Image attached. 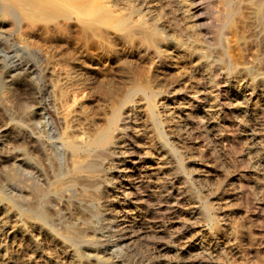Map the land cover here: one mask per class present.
Returning a JSON list of instances; mask_svg holds the SVG:
<instances>
[{"label": "rangeland", "instance_id": "obj_1", "mask_svg": "<svg viewBox=\"0 0 264 264\" xmlns=\"http://www.w3.org/2000/svg\"><path fill=\"white\" fill-rule=\"evenodd\" d=\"M3 1L5 4H3ZM34 1L35 5L36 2L41 4V6L45 5L46 12L44 10L45 8L40 10L42 13H40L39 10L37 12V9H35L36 11L31 9L30 11L33 12L31 14L26 9H24L25 12L19 9L13 11V14L6 6L5 0H0V150L2 151H0V166L2 169L8 170L12 165H15L19 172V176H17L14 185H5L0 170V220H2L0 224V264H15L17 260L26 259L30 251H34L35 254H37L28 262L29 264L31 262V264H96L97 261L88 256V254L91 253L89 252L91 249L96 250L97 253L100 254H97L98 257L101 259L103 258L102 260L109 264H165L170 261H172L170 263H174L176 259L178 262L183 261L182 264H195V262L196 264H264V106L259 97L254 94V97L247 100L229 99L223 102L217 101L213 94L212 96L207 95L206 98L202 99L203 101L200 102L196 110L197 112L191 116H194L193 120L190 115L181 112V106L186 96L194 94L202 86V79L199 75L200 71L195 67V59L188 60L179 55H171V60H169L171 63H169V66L163 65L159 69L154 67L153 69L151 68V70L142 60H139L137 56L133 55L125 46L122 44L120 45V43L114 39L110 41L111 56L109 58L105 55L104 50H101L103 48L97 46V38L93 31L90 30V27L87 26L88 23H94L96 26L100 24V26L103 25V27L111 29V25H113L122 14L128 11V7L133 6L135 3L137 4L136 0H115V3L114 0H111L112 2L109 0ZM41 2H43V5ZM116 3L120 5L119 8ZM123 3L124 9L120 8ZM204 4H206L204 5L206 11H204L202 17H204V23L205 21L207 23H205L206 25L204 24L206 27L203 25V33L205 34L207 30L210 31L213 29L212 27H214L216 22L215 17L219 15L220 8H218L219 6H217L216 0H207ZM107 6H109L108 9ZM115 9L116 11H114ZM154 9L153 16L157 25L159 27L164 26L163 28H165L167 32L169 31L171 35L173 34L174 36L177 34L175 36H178V30L172 26L169 15L166 13L163 14L156 7H154ZM47 11L51 12H48V16H46ZM157 11H159L160 14ZM43 13L46 14L43 15ZM210 15L212 16L209 19L208 17H210ZM47 19L48 22H46ZM105 20H107L106 23L108 24L104 23ZM166 20L169 22H166ZM237 20L238 17H235L233 20V22L235 21L234 25L231 26L236 28L238 26ZM87 31H89V33L91 32L92 35ZM191 32V43L192 39L198 38L200 40L199 47L204 49L213 47V44H210L206 38L202 37L197 29L195 30L194 28ZM58 34L64 37L61 39ZM194 34H196V38ZM230 41L227 40L225 42V47L236 55V49ZM193 46L195 47V44ZM124 49H126V51ZM113 51L115 52L113 53ZM253 53L254 52H252L251 55ZM21 60L33 64L35 68L37 67L36 71L32 72L28 69H16L15 64L17 61ZM189 64H191V66ZM146 69L150 72L146 71ZM76 76L78 78L80 77V79ZM187 76L189 77L187 78ZM143 77L145 80L142 81ZM146 79L148 82H146ZM241 79L239 81V79L233 78L232 76L227 78L224 86L225 88L227 87L226 90L228 94H235L238 90L240 91L241 85L250 84V81H245L246 83H244ZM144 81L145 84L148 83V86L152 87L150 88V91L152 90L150 96H144L139 92L133 94L129 93L135 84L137 85ZM23 82H28L30 84V89L26 92L23 89ZM249 86L253 91L255 90L253 85L250 84ZM153 90L156 91V94L153 93ZM254 93L258 92L255 90ZM145 98L147 99L145 100ZM254 100L256 102H254ZM174 103H176V105ZM239 104L240 106H238ZM245 109L249 110L246 111ZM49 110L53 113V116ZM31 111L32 113H30ZM115 111L120 119L127 115L128 122L124 127L119 126L112 128L113 136H111V140L116 141L119 139L120 141H125L123 145H121V143L118 145L119 147L115 151L116 154L113 153L112 156L101 157L103 163H105L103 164L104 166L100 168V171L106 168L103 170L104 173L99 172L100 176L104 179L106 178L102 182L103 184L101 183L95 188L91 186L88 187V185H81L75 188L65 187L61 193L60 200L55 204L49 199L48 192L51 194V190L55 188L54 186H56L57 182L59 184H65L68 177L74 174V171H72L73 169H70L72 167L69 168V165L71 166L69 162L71 159L69 158L68 160L67 157L70 156L72 158L74 156L73 158L75 159L78 156V159H75L78 161H81L82 158L85 157L83 152L74 153L73 156L67 154L68 152L62 142L66 140L75 141L80 137L83 141L92 139L100 132L99 129L102 128L104 130L108 126ZM150 113L152 115H150ZM61 116L66 117L62 118ZM258 116L260 119L257 118ZM25 118H29L30 121H28L29 119L26 121ZM152 119H154V121H152ZM59 120L65 121V124L59 122ZM195 120L199 121L196 122ZM190 121L197 123L196 126H191L192 122ZM152 122L155 123L153 124ZM7 124L8 126L14 124L23 128L26 127L25 129H28L31 135L39 138L43 146L42 150L44 157L36 150L28 149V146L24 142L19 141L13 143L9 137H6L3 133V128ZM217 125L220 126L218 127ZM154 128H156V130ZM216 133H222L234 141L237 140L236 143L238 145L235 144L233 147L224 145L225 141L219 140ZM80 134L85 136V138L79 136ZM65 136L69 139H66ZM76 136H78V138ZM87 137H89V139ZM130 139L132 143L129 141ZM7 146L13 149L10 154L12 157L9 159L5 158L4 155L6 153L2 149V147L7 148ZM22 147L28 150L31 156L39 162L44 172L43 176L30 169L27 165L17 161L19 159L17 150ZM167 147L176 151V155L173 158L170 157L172 162L169 161V163L166 157ZM127 150L130 151L128 152ZM134 151L135 153L133 154ZM147 152L148 154H146ZM131 153L137 157L144 158V160L142 159L143 161L138 164L139 166L133 165L128 172L126 167L130 165L128 162L130 161L129 158L130 155H132ZM47 154H49V156H47ZM63 154L65 156H63ZM184 156L186 159H184ZM105 157H107V160ZM182 158L183 160L181 161L180 159ZM47 160L48 168L46 166ZM176 163L180 165V167L182 165L180 168L181 171H174ZM109 168L111 171H109ZM155 169L156 171H154ZM172 170L175 173L177 172V175ZM183 170H185V173ZM244 173L247 174L244 175ZM66 175L69 176L66 177ZM157 175L158 177H155ZM184 176L186 178H184ZM55 177L56 179H54ZM58 183L57 185H59ZM163 184H166V188L164 189L162 188ZM259 186L263 187L260 188ZM253 189L255 190L253 191ZM66 191L71 192L68 194ZM239 191H242L243 195ZM90 192H92V194H90ZM64 193H67V195ZM234 194L236 196H234ZM98 195H100V197H98ZM93 196L95 198L97 196L96 199L98 200L94 201ZM83 197L87 198L85 199ZM82 199L84 201L89 200L86 202L87 205L83 206L79 204L83 202ZM164 200L165 202H163ZM74 201H77L78 204ZM198 202L199 204H197ZM205 202L211 204H205ZM65 203L67 205H65ZM53 209L56 212H54ZM204 210L207 213H205ZM5 211L8 212V215L7 212L3 213ZM40 211L44 213V218L40 217ZM209 213H211V215ZM17 221H20V224H18ZM35 224H37V226ZM21 226L22 228H20ZM16 227H18V229ZM25 231H28L26 232L27 234ZM68 231L71 234L68 233ZM67 234L69 239L67 238ZM72 234L74 236L71 237ZM172 234H175V236ZM127 236H130V239ZM257 237L258 239L256 240ZM253 240L257 241V243ZM197 241L201 243L203 252L201 251L198 256L195 257L191 249L193 243ZM258 241H260L261 245ZM104 262L101 264H105Z\"/></svg>", "mask_w": 264, "mask_h": 264}, {"label": "bare ground", "instance_id": "obj_2", "mask_svg": "<svg viewBox=\"0 0 264 264\" xmlns=\"http://www.w3.org/2000/svg\"><path fill=\"white\" fill-rule=\"evenodd\" d=\"M2 1V0H1ZM39 2L41 0H38ZM108 1V0H107ZM111 1V0H109ZM120 1V0H119ZM135 1V0H134ZM205 1L207 0H136L137 4L135 6V4L131 7H126L128 9V11L124 14H122V16H120L118 18V20L113 24L111 25V29L108 28V27H103L100 26H96L94 25V23H86L87 26L90 27V30L93 31L94 35L96 36L97 38V41H96V44L98 47H101L103 49L101 50H104L105 52V55L107 57L110 58L111 56V50H110V41L111 39H114L115 41L119 42L120 45L122 44L123 46H125L133 55L137 56V58L139 60H142L147 66H149V68L153 69L154 67L155 68H160L161 66L163 65H168L169 66V60H171L170 56L171 55H179L180 57H183L185 59H188V60H191V59H195L194 61H196V66L197 69L200 71V76H201V79H202V86L201 88L196 91L194 94L192 95H188L186 96L185 98V101L183 102V105L181 106V112H185L186 115H190V117L192 115H194L197 111V108L199 107V104L201 101H203L202 99L206 98L207 95H211L213 94V96H215L216 100L217 101H223L225 102L226 100H229V99H243V100H247V99H250L251 97H254V94L256 96L259 97L260 101L263 102V106H264V0H216L217 1V6H219L218 8H220V13L219 15H217V17H215V25L214 27H210L212 30L210 31H206V33L204 34L203 30V25L206 23H204V17L203 16V13L205 10V6L206 4ZM210 1V0H208ZM6 2V6L8 7L9 11H11L13 13V11L15 10H21L23 12H25L24 9H26L27 11L31 13L30 10L33 9H37V12L39 10L40 13H42L40 10H42L43 8H45L44 6H41V4H39L38 2H36V5H35V1L34 0H5ZM44 2V0H43ZM43 2L42 5H43ZM112 2V1H111ZM128 2V1H127ZM213 2V1H212ZM210 2V3H212ZM38 3V4H37ZM110 3V2H108ZM114 3H115V0H114ZM119 3V2H118ZM125 3V2H124ZM124 3L122 5V7L120 8H123L124 7ZM131 3V2H130ZM3 4L4 1H3ZM46 4V2H45ZM117 4V3H116ZM47 5V4H46ZM110 5V4H109ZM118 5V4H117ZM130 5V4H129ZM211 5V4H210ZM120 5H118L117 7L119 8ZM127 6V5H126ZM208 6V5H207ZM216 6V7H217ZM47 7V6H46ZM109 6H107V9H108ZM115 7V6H113ZM154 7L158 8L160 10V12H162L163 14L166 13L167 15H169V20L171 21L172 23V26L175 27L177 30H178V33L179 35L178 36H175L177 34H175L173 36V34L171 35L170 32L168 33L167 30L163 27H159L156 23V20L154 18V14H153V11L155 10ZM214 7V6H213ZM125 8V9H126ZM49 9V7H48ZM124 9V8H123ZM45 12H46V8L44 9ZM217 10V9H215ZM20 11V12H21ZM36 11V10H35ZM112 11V10H111ZM116 11V9L114 10ZM48 12L50 11H47V14L46 16H48ZM108 12V11H107ZM110 12V11H109ZM159 13V11H157ZM208 12V11H207ZM211 12V11H210ZM10 13V12H9ZM28 13V12H27ZM35 13V12H34ZM51 13V12H50ZM111 13V12H110ZM115 13V12H114ZM206 13V12H205ZM217 13V12H216ZM14 14V13H13ZM43 13V15H45ZM120 14V13H119ZM156 14V12H155ZM160 14V13H159ZM165 14V15H166ZM210 14V13H209ZM42 15V16H43ZM107 15V14H105ZM216 15V14H215ZM29 16H32V15H29ZM208 16V15H207ZM212 15H210V17H208L209 19L211 18ZM214 16V15H213ZM110 17V16H109ZM158 17V15H157ZM156 17V19H157ZM235 17L237 18L238 17V26L235 28L231 25H234V22L233 20L235 19ZM47 18V17H46ZM50 18V17H49ZM48 18V19H49ZM108 18V17H106ZM162 18V17H161ZM160 18V19H161ZM45 19V18H44ZM48 19L46 22H48ZM111 19V18H110ZM109 19V21H110ZM116 19V17H115ZM166 19V18H165ZM213 19V18H212ZM211 19V20H212ZM158 20V19H157ZM206 20V19H205ZM108 21V22H109ZM115 21V20H114ZM159 21V20H158ZM157 21V22H158ZM208 21V20H207ZM210 21V20H209ZM91 22V21H90ZM107 20L104 21L105 24H108L106 23ZM111 22H112V19H111ZM110 22V23H111ZM166 22H169L166 20ZM233 22V24H232ZM98 23V22H97ZM103 23V22H102ZM109 23V24H110ZM113 23V22H112ZM111 23V24H112ZM189 23V24H187ZM211 23V22H209ZM208 23V24H209ZM166 24V23H165ZM207 24V23H206ZM205 24V25H206ZM164 25V24H163ZM171 25V24H170ZM204 25V26H205ZM211 25V24H210ZM236 25V24H235ZM86 26V27H87ZM107 26V25H106ZM161 26V24H160ZM169 26V25H168ZM208 26V25H207ZM206 27V26H205ZM233 27V28H232ZM167 28V27H166ZM195 28V30L197 29L199 31V34L206 38L210 44H213V47L212 48H201L199 47L200 46V40L197 38V39H192V43H191V31ZM50 29V28H49ZM53 29V28H52ZM56 29V28H55ZM84 29V28H83ZM171 29V28H170ZM174 29V28H173ZM51 30V29H50ZM88 30V29H87ZM175 30V29H174ZM191 30V31H190ZM53 31V30H52ZM55 31V30H54ZM173 31V30H171ZM89 33V31H87ZM175 32V31H174ZM196 32V31H195ZM193 32V33H195ZM47 33V32H46ZM177 33V31H176ZM53 34V33H52ZM51 34V35H52ZM91 34V32L89 33ZM197 34V33H196ZM196 34H194L195 38H196ZM92 35V34H91ZM198 35V34H197ZM59 38H63L64 36L61 35V34H58ZM93 40V39H92ZM230 41L231 43H233L232 45H234L235 49H236V55H234L230 50L227 49V47H225V42L226 41ZM50 43V42H49ZM52 43V42H51ZM195 44V47L193 46ZM193 44V45H192ZM207 44V43H205ZM199 45V46H198ZM95 46V45H94ZM202 46V44H201ZM205 47V46H204ZM113 49V48H112ZM230 49V48H229ZM126 51V49H124ZM254 52L252 55L251 53ZM115 51H113L114 53ZM235 52V51H234ZM251 52V53H250ZM104 55V54H103ZM129 57V56H128ZM178 57V56H177ZM180 59V58H178ZM111 60V59H110ZM134 60V59H133ZM135 61V60H134ZM117 62V61H116ZM177 62V61H176ZM192 62V61H191ZM190 63V62H188ZM177 64V63H176ZM143 65V64H141ZM178 65V64H177ZM184 65V64H183ZM191 66V64H189ZM144 66V65H143ZM176 66V65H175ZM15 67L16 69H28L32 72H35L36 71V68L33 64L29 63V62H24V61H17V63L15 64ZM123 67V66H122ZM140 67V66H139ZM178 67V66H177ZM182 67V66H181ZM180 67V68H181ZM185 67V66H184ZM142 68V67H141ZM164 68V67H163ZM190 68V67H189ZM77 69V68H76ZM145 69V68H144ZM151 69V70H152ZM126 70V69H125ZM164 70V69H163ZM181 70V69H179ZM121 71V70H120ZM124 71V70H123ZM134 71V70H133ZM146 71H149L146 69ZM176 71V69H175ZM192 71V69H191ZM126 72V71H125ZM131 72V71H130ZM150 72V71H149ZM148 72V73H149ZM174 72V71H173ZM179 72V71H178ZM189 72V71H188ZM133 73V72H132ZM135 73V71H134ZM140 73V72H139ZM147 73V74H148ZM122 74V73H121ZM125 74V73H124ZM128 74V73H127ZM154 74V72H153ZM182 74V73H181ZM196 74V73H195ZM126 75V74H125ZM131 75V74H130ZM136 75V73H135ZM141 75V74H140ZM146 75V74H144ZM158 75V74H157ZM171 75V74H170ZM191 75V74H190ZM243 75V76H242ZM78 76V75H77ZM76 76V77H77ZM152 76V75H151ZM159 76V75H158ZM197 76V75H196ZM232 76L233 78L235 77L236 79H241V81L243 80L244 83H246L245 81H250V84L253 85L255 87V90L258 92V93H254L253 89L250 88V84L247 85V84H244V85H241V88H240V91L238 90L237 93L235 94H228V91L226 90L225 88V81H227V78ZM135 77V76H134ZM149 77V76H148ZM147 77V78H148ZM157 77V76H156ZM173 77H176V76H173ZM189 76H187L188 78ZM198 77V76H197ZM196 77V78H197ZM78 78V77H77ZM136 78V77H135ZM155 78V77H154ZM158 78V77H157ZM191 78V77H190ZM189 78V79H190ZM193 78V76H192ZM80 79V77L78 78ZM137 79H138V76H137ZM177 79V78H176ZM182 79V78H181ZM183 79H184V76H183ZM25 80V79H24ZM72 80V79H71ZM130 80V79H129ZM145 80L144 77L142 79V81ZM147 80V79H146ZM149 80V78H148ZM148 80L146 82H148ZM160 80V79H159ZM199 80V78H198ZM23 81V80H22ZM139 81V80H138ZM178 81V80H176ZM180 81V80H179ZM189 81V80H188ZM31 82V81H30ZM198 82V81H197ZM155 83V82H154ZM229 83V82H228ZM236 83V82H235ZM242 83V82H241ZM248 83V82H247ZM157 84V83H156ZM197 84V83H196ZM200 84V83H199ZM243 84V83H242ZM18 85V83H17ZM23 85V89L24 91H28L30 89V84L28 82H23L22 83ZM152 85V84H151ZM150 85V86H151ZM193 85V84H192ZM227 85V83H226ZM229 85V84H228ZM235 85V84H234ZM19 86V85H18ZM134 86V85H133ZM197 86V85H196ZM132 87V86H131ZM195 87V86H194ZM235 87V86H234ZM252 87V86H251ZM34 88V86H33ZM150 88L152 87H149L148 86V83L145 84V81L142 82V83H138L137 85L135 84L134 87L131 88L130 90V94H133V93H142L144 96H147V95H151L150 92ZM231 88V87H230ZM22 89V90H23ZM36 90V89H35ZM194 91V90H193ZM235 91V90H234ZM185 92V91H184ZM34 93V92H33ZM128 93V92H127ZM153 93L156 94V91L153 90ZM189 93V92H187ZM191 93V92H190ZM234 93V92H233ZM26 94V93H25ZM30 94V93H29ZM158 94V93H157ZM127 95V94H126ZM176 95V94H174ZM178 95V94H177ZM185 95V94H184ZM10 96V95H9ZM25 96V95H24ZM27 96V95H26ZM141 97V96H140ZM37 98H38V95H37ZM132 98V97H131ZM142 98V97H141ZM150 98V97H149ZM148 98V99H149ZM182 98V97H181ZM214 98V97H213ZM33 99V98H32ZM147 98H145L146 100ZM140 100V99H139ZM143 100V98H142ZM212 100V99H211ZM6 101V100H5ZM29 101V100H28ZM31 101V100H30ZM168 101V100H167ZM215 101V102H217ZM258 101V100H257ZM149 102V101H148ZM169 102V101H168ZM210 102V100H209ZM214 102V101H212ZM236 102V101H235ZM240 102V101H239ZM245 102V101H244ZM254 102H256L254 100ZM76 103V102H75ZM150 104V103H149ZM148 104V106H149ZM171 104V103H169ZM176 105V103H174ZM256 104V103H255ZM23 105V104H21ZM121 105V104H120ZM119 105V106H120ZM179 105V104H178ZM211 105V104H210ZM209 105V106H210ZM230 105V104H229ZM233 105V103H232ZM231 105V106H232ZM247 105V104H246ZM253 105V104H252ZM5 106V105H4ZM8 106V105H7ZM25 106V105H24ZM28 106V105H27ZM30 106V105H29ZM37 106V105H36ZM72 106V105H71ZM118 106V107H119ZM216 106V105H215ZM218 106V105H217ZM220 106V105H219ZM234 106V105H233ZM240 106V104L238 105ZM244 106V105H243ZM260 106V105H259ZM131 107V106H130ZM138 107V106H137ZM207 107V106H206ZM205 107V108H206ZM221 107V106H220ZM19 108V107H18ZM208 108V107H207ZM237 108V107H236ZM235 108V109H236ZM245 108V107H244ZM264 108V107H263ZM36 109V108H35ZM123 109V107H122ZM129 109V108H128ZM134 109V108H133ZM179 109V108H178ZM214 109V108H213ZM217 109V108H216ZM250 109V108H249ZM247 109V110H249ZM4 110V109H3ZM39 110V109H38ZM118 110V109H117ZM116 110V111H117ZM211 110V109H210ZM219 110V108H218ZM232 110V109H231ZM246 110V109H245ZM246 110V111H247ZM262 110V109H261ZM50 111V110H49ZM56 111V110H55ZM115 111V113L113 114L111 120L109 121V124L108 126L103 130L102 128L99 129L100 132H98L92 139L90 140H85L83 141V139L80 137L78 138V136H76L78 139H76L75 141H63V145L65 146L66 148V151L68 152L67 154H70L71 156H73L74 153H77V152H83L85 155L84 158H82L81 161H78V160H75V159H78V156L77 158H71L70 156H68V160L69 158L71 159V161H69L71 163V166L69 165V168L70 169H73L72 171H74L73 175L72 176H67L68 179L66 180L65 184L63 183H58L59 185H57L56 183V186H54L55 188H53L51 190V194L50 192L48 197L51 201H53L55 204L58 203V201L60 200L61 198V193L63 191V189L66 187V188H75V187H78V186H85V185H88L91 186V187H97L99 184H101L105 179L100 176L99 172H103V170L105 169H101L102 171H100V168L102 166H104L103 164V159H101L102 156H112L113 153H115V151L118 149V145L121 143V145H123L124 141L125 140H122L120 141L119 139H117L116 141H112L111 140V136L112 135V128H116V127H119V126H126L127 125V115H125L123 118H119L117 112ZM133 111V110H132ZM154 111V110H153ZM177 111V110H176ZM251 111V110H250ZM41 112V111H40ZM136 112V111H135ZM134 112V114H135ZM179 112V111H178ZM177 112V113H178ZM207 112V111H206ZM218 112V111H217ZM263 112V111H262ZM21 113V112H20ZM29 113V112H28ZM32 113V111L30 112ZM38 113V112H37ZM50 113H52L50 111ZM240 113V112H239ZM245 113V112H244ZM257 113V112H256ZM260 113V112H259ZM56 114V113H55ZM203 114V112H202ZM205 114V113H204ZM234 114V113H233ZM59 115V113H58ZM150 115H152L150 113ZM155 115V114H154ZM211 115V114H210ZM209 115V116H210ZM224 115V114H223ZM226 115V114H225ZM231 115V114H229ZM235 115V114H234ZM244 115V114H243ZM246 115V114H245ZM251 115V114H250ZM253 115V114H252ZM256 115V114H255ZM263 115V113H262ZM27 116V115H26ZM25 116V117H26ZM33 116V115H32ZM40 116V115H39ZM52 116H53V113H52ZM136 116V114H135ZM156 116V115H155ZM202 116V115H201ZM208 116V117H209ZM218 116V114H217ZM248 116V115H247ZM62 118H65L66 116H61ZM187 117V116H186ZM189 117V116H188ZM194 117V116H193ZM193 117H191L193 119ZM204 117V116H203ZM221 117V116H220ZM253 117V116H252ZM251 117V118H252ZM57 118V117H56ZM61 118V119H62ZM135 118V117H134ZM138 118V117H136ZM155 118V117H154ZM218 118V117H216ZM223 118V117H222ZM254 118V117H253ZM259 118V116L257 117ZM263 118V117H262ZM29 118H25V120L27 121ZM60 119V118H59ZM189 119V118H188ZM207 119V118H206ZM213 119V118H211ZM235 119V118H234ZM260 119V118H259ZM55 120V118H54ZM65 120V119H63ZM136 120V119H135ZM151 120V118H150ZM157 120V119H156ZM180 120V118H179ZM194 120V119H193ZM202 120V119H201ZM210 120V119H209ZM214 120V119H213ZM236 120V119H235ZM30 121V119L28 120ZM152 121H154V119H152ZM196 122L199 121V120H195ZM215 121V120H214ZM219 121V120H218ZM223 121V120H222ZM221 121V122H222ZM231 121V120H230ZM257 121V120H256ZM59 122H62L64 123L62 120H59ZM58 122V123H59ZM132 122H135V121H132ZM158 122V121H157ZM156 122V123H157ZM192 122V121H190ZM207 122V121H206ZM213 122V121H211ZM226 122V121H225ZM237 122V121H236ZM258 122V121H257ZM264 122V121H263ZM9 123V122H8ZM61 123V124H62ZM137 123V122H136ZM149 123V122H148ZM153 123V122H152ZM155 123V122H154ZM153 123V124H154ZM159 123V122H158ZM186 123V122H185ZM18 124V123H17ZM60 124V125H61ZM65 124V123H64ZM190 124V123H189ZM197 123L195 122H192L191 126H196ZM222 124V123H221ZM220 124V125H221ZM226 124V123H225ZM229 124V123H228ZM201 125V123H200ZM203 125V124H202ZM213 125V124H212ZM219 125V126H220ZM232 125V124H230ZM235 125V124H234ZM239 125V124H238ZM264 125V124H263ZM23 126V125H22ZM134 126V125H133ZM156 126V124H155ZM155 126H152V127H155ZM190 126V127H191ZM218 126V125H217ZM218 126V127H219ZM132 127V126H131ZM136 127V126H135ZM189 127V126H188ZM26 128V127H25ZM25 128L19 126V125H10L8 126L5 125L4 128H3V133L6 137H9L11 139V141L13 143H17L19 141L21 142H24L27 146H28V149H32V150H36L40 155H42V157H44V153H43V146L41 145V141L39 138L33 136L30 134V132H28V129L26 130ZM134 128V127H133ZM143 128V127H142ZM141 128V129H142ZM215 128V127H214ZM233 128V127H232ZM241 128V127H240ZM136 129V128H135ZM140 129V128H139ZM145 129V128H144ZM156 130V128H154ZM203 129V128H202ZM219 129V128H218ZM221 129H222V126H221ZM2 130V129H1ZM30 130V129H29ZM102 130V131H101ZM130 130V129H129ZM212 130V129H211ZM215 130V129H214ZM220 130V129H219ZM231 130V129H230ZM144 131V130H143ZM207 131V130H206ZM210 131V130H209ZM224 131V130H223ZM244 131V130H243ZM130 132V131H128ZM204 132V131H203ZM215 132V131H214ZM220 132V131H219ZM236 132V131H235ZM33 133V132H32ZM77 133V132H76ZM126 133V132H125ZM207 133V132H206ZM226 133V132H225ZM229 133V132H228ZM242 133V132H241ZM93 134V133H92ZM122 134V133H121ZM132 134V132H131ZM136 134V133H135ZM161 134V133H160ZM201 134V133H200ZM219 140L221 141H225L224 145H228L229 147H233L235 144H237V140L234 141L232 139H230L227 135L225 134H222V133H216ZM234 134V132H233ZM237 134V133H236ZM235 134V135H236ZM239 134V132H238ZM36 135V134H35ZM89 135V134H88ZM138 135V134H137ZM158 135V134H157ZM156 135V136H157ZM199 135V134H197ZM204 135V134H203ZM79 136H83V135H79ZM92 136V135H91ZM90 136V137H91ZM159 137V136H158ZM161 137V136H160ZM216 137V136H214ZM235 137V136H234ZM63 138V137H62ZM66 138V136H65ZM68 138V137H67ZM66 138V139H67ZM83 138H85V136H83ZM89 139V137H87ZM114 138V137H112ZM199 138V137H198ZM236 138V137H235ZM69 139V138H68ZM82 139V140H81ZM133 139V138H132ZM165 139V138H164ZM197 139V138H195ZM207 139V137H206ZM240 139V138H238ZM62 140V139H61ZM64 140V139H63ZM3 141V140H2ZM131 142V139L129 140ZM134 141V140H133ZM165 141V140H164ZM204 141V139H203ZM218 141V140H217ZM61 142V141H60ZM58 142V143H60ZM165 142H168V141H165ZM9 143V142H8ZM132 143V142H131ZM135 143V142H134ZM139 143V142H138ZM150 143V142H149ZM205 143V142H204ZM209 143V142H208ZM219 143V142H218ZM240 143V142H239ZM7 144V143H6ZM11 144V142H10ZM44 144V143H43ZM61 144V143H60ZM162 144V143H161ZM209 144H212V143H209ZM222 144V143H221ZM242 144H243V140H242ZM8 145V144H7ZM62 145V146H63ZM142 145V144H141ZM140 145V146H141ZM165 145V144H164ZM167 145V144H166ZM165 145V146H166ZM208 145V144H207ZM238 145V144H237ZM241 145V144H240ZM1 146V145H0ZM61 146V145H60ZM168 146V145H167ZM170 146V145H169ZM172 146V145H171ZM209 146V145H208ZM126 147V146H125ZM142 147V146H141ZM164 147V146H163ZM174 147V146H173ZM240 147V146H239ZM13 148V147H12ZM46 148V147H45ZM138 148V147H137ZM209 148V147H208ZM242 148V147H240ZM3 151L6 153L4 156L5 158L9 159L10 157H12V155H10L13 151V149L9 148L7 146L6 147H2ZM50 149V148H49ZM135 149V148H133ZM140 149V148H139ZM143 149V148H142ZM176 149V148H175ZM226 149V148H225ZM231 149V148H230ZM233 149V148H232ZM235 149V148H234ZM132 150V149H131ZM136 150V149H135ZM166 150V149H165ZM236 150V149H235ZM1 151V150H0ZM18 153L19 155V159L17 161H20L22 164H25L27 165L30 169H32L33 171H35L36 173L40 174L41 176H43V170H42V167L39 165V162H37L34 157L31 156L30 152L28 150H26L24 147L22 148H18ZM124 151V150H123ZM128 151V150H127ZM130 151V150H129ZM128 151V152H129ZM140 151V150H139ZM144 151V150H143ZM178 151V150H177ZM230 151V150H229ZM2 152V151H1ZM119 152V151H118ZM163 152V151H162ZM180 152V151H179ZM65 153V152H64ZM135 153V151L133 152V154ZM137 153V151H136ZM140 153V152H139ZM178 153V152H177ZM235 153V152H234ZM243 153V152H242ZM56 154V153H55ZM66 154V155H67ZM116 154V153H115ZM125 154V152H124ZM132 154V153H131ZM130 155V161L128 162V165L126 167V170L129 172L130 171V168H132L133 165H138L139 163H141V161L144 160V158L142 157H137L135 155ZM138 154V153H137ZM143 154V153H142ZM145 154V153H144ZM143 154V155H144ZM148 154V152L146 153ZM145 154V155H146ZM161 154V153H160ZM165 154V153H164ZM166 154H167V162L169 163L172 162L171 161V158H173L175 155H176V151L172 148H169L167 147V151H166ZM1 155V154H0ZM35 155V154H34ZM62 155V154H61ZM126 155V154H125ZM242 155V154H240ZM36 156V155H35ZM38 156V155H37ZM47 156H49V154H47ZM63 156H65L63 154ZM117 156V155H116ZM119 156V155H118ZM158 156V155H157ZM163 156V155H162ZM181 156L183 157V155L181 154ZM115 157V156H114ZM124 157V156H123ZM150 157V156H148ZM159 157V156H158ZM165 157V159H166ZM171 157V158H170ZM40 158V157H39ZM47 158V157H46ZM52 158H55V157H52ZM51 158V159H52ZM106 160H107V157H105ZM121 158V156H120ZM127 158V157H126ZM152 158V157H151ZM161 158V157H160ZM164 158V157H162ZM177 158V156H176ZM45 159V158H44ZM119 159V158H118ZM125 159V158H124ZM143 159V160H142ZM184 159L185 156H184ZM1 160V159H0ZM54 160V159H52ZM56 160V159H55ZM174 160V159H173ZM176 160V159H175ZM181 161L183 160L180 159ZM14 161V160H13ZM39 161V160H38ZM58 161V160H57ZM56 161V162H57ZM109 161V160H108ZM166 161V160H165ZM164 161V162H165ZM7 162V161H6ZM19 162V163H20ZM45 162V160H44ZM111 162V161H110ZM108 162V163H110ZM186 162V161H184ZM47 163H48V160L46 162V166H47ZM58 163V162H57ZM65 163V162H64ZM126 163V162H125ZM4 164V163H3ZM45 164V163H44ZM124 164V163H123ZM151 164V163H150ZM166 164V163H165ZM164 164V165H165ZM50 165V164H48ZM109 165V164H108ZM125 165V164H124ZM148 165V164H147ZM163 165V166H164ZM171 165V164H170ZM173 165V164H172ZM175 165V164H174ZM186 165V164H185ZM183 165V166H185ZM53 166V165H52ZM107 166V165H106ZM139 166V165H138ZM142 166V165H141ZM160 166V165H159ZM3 167V166H2ZM108 167V166H107ZM152 167V166H151ZM170 167V166H169ZM182 167V165H181ZM180 165H175V169L174 171H181L180 170ZM48 168V166H47ZM59 168V167H58ZM185 168V167H184ZM252 168V167H251ZM7 169V168H6ZM120 169V168H119ZM125 169V168H124ZM129 169V170H128ZM139 169V168H138ZM189 169V168H188ZM0 170H1V173L3 175V178H4V184L5 185H14L15 184V181L17 179V176H19V172L17 170V167L15 165H12V167L8 170H4L1 168L0 166ZM50 170V169H49ZM55 170V169H53ZM108 170V169H107ZM117 170V169H116ZM146 170V169H145ZM171 170V169H170ZM187 170V169H186ZM193 170V169H192ZM248 170V168H247ZM246 170V171H247ZM52 171V170H51ZM56 171V170H55ZM70 171V170H69ZM68 171V172H69ZM109 171H111V169L109 168ZM115 171V170H114ZM122 171V170H121ZM126 171V172H127ZM156 171V169L154 170ZM159 171V170H158ZM166 171V170H165ZM173 171V170H172ZM173 171V172H174ZM184 173H185V170H183ZM251 171V170H250ZM249 171V173H250ZM57 172V171H56ZM125 172V171H124ZM139 172V171H138ZM163 172V171H162ZM171 172V171H169ZM35 173V174H36ZM55 173V172H54ZM64 173V172H63ZM104 173V172H103ZM111 173V172H109ZM119 173V172H118ZM149 173V172H148ZM154 173V172H153ZM175 173V172H174ZM177 173V172H176ZM175 173V174H176ZM198 173V172H197ZM240 173V172H239ZM48 174V173H47ZM49 174H50V171H49ZM52 174V173H51ZM69 174V173H68ZM113 174V173H112ZM146 174V173H145ZM157 174V173H156ZM163 174V173H162ZM170 174V173H169ZM172 174V173H171ZM188 174V173H187ZM190 174V173H189ZM242 174V173H241ZM247 173H244V175H246ZM37 175V174H36ZM45 175V174H44ZM103 175V174H102ZM105 175V174H104ZM109 175V174H108ZM121 175V174H120ZM127 175V174H126ZM137 175V174H136ZM165 175V174H164ZM177 175V174H176ZM179 175V174H178ZM182 175V174H181ZM202 175V174H201ZM233 175V174H232ZM239 175V174H238ZM242 175V176H244ZM252 175V174H251ZM122 176V175H121ZM161 176V175H160ZM192 176V175H191ZM190 176V177H191ZM203 176V175H202ZM50 177V176H49ZM118 177V176H117ZM141 177V176H140ZM155 177H158L155 176ZM167 177V176H166ZM245 177V176H244ZM52 178V176H51ZM61 178H64V177H61ZM163 178V177H162ZM177 178V177H176ZM181 178V177H180ZM178 178V179H180ZM184 178H186L184 176ZM193 178V177H192ZM201 178V177H200ZM203 178V177H202ZM247 178V177H245ZM56 179V177L54 178ZM66 179V178H64ZM147 179V178H146ZM158 179V178H157ZM196 179V178H195ZM204 179V178H203ZM243 179V178H241ZM41 180V179H40ZM44 180V179H43ZM46 180V179H45ZM51 180V179H50ZM156 180V179H155ZM162 180V179H161ZM183 180V179H182ZM191 180V179H190ZM197 180V179H196ZM201 180V179H200ZM229 180V179H228ZM240 180V179H239ZM42 181V180H41ZM54 181V180H53ZM64 181V180H63ZM149 181V180H148ZM160 181V180H158ZM165 181V180H164ZM188 181V180H187ZM205 181V180H204ZM241 181V180H240ZM43 182V181H42ZM143 182V181H142ZM233 182V181H232ZM257 182V181H256ZM45 183V182H44ZM53 183V182H52ZM55 183V182H54ZM106 183V181H105ZM110 183V182H109ZM140 183V182H139ZM144 183H145V180H144ZM149 183V182H148ZM152 183V182H151ZM163 183V182H162ZM169 183V182H168ZM177 183V181H176ZM181 183V182H180ZM178 183V184H180ZM239 183V182H238ZM247 183V182H246ZM245 183V184H246ZM103 184V183H102ZM147 184V183H146ZM160 184V183H159ZM183 184V183H182ZM203 184V182H202ZM235 184V183H234ZM254 184V183H253ZM17 185V184H16ZM48 185V184H47ZM153 185V184H152ZM156 185V184H155ZM168 185V184H167ZM239 185V184H238ZM237 185V186H238ZM257 185V184H255ZM259 185V184H258ZM50 186V185H49ZM102 186V185H101ZM141 186V185H140ZM145 186V185H144ZM148 186V185H147ZM233 186V184H232ZM249 186V185H248ZM253 186V185H252ZM264 186V185H263ZM261 186V187H263ZM10 187V186H9ZM16 187V186H15ZM40 187V186H39ZM42 187V186H41ZM45 187V186H44ZM52 187V186H51ZM150 187V186H149ZM175 187V186H174ZM186 187V186H185ZM235 187V186H234ZM239 187V186H238ZM242 187V186H241ZM258 187V186H257ZM260 187V186H259ZM260 187V188H261ZM12 188V187H11ZM100 188V187H99ZM108 188V187H107ZM138 188V187H137ZM141 188V187H140ZM148 188V187H147ZM156 188V187H155ZM162 188H166V184H163L162 185ZM170 188V187H169ZM249 188V187H248ZM251 188V187H250ZM256 188V187H255ZM24 189V188H23ZM39 189V188H38ZM36 189V190H38ZM85 189V188H83ZM234 189V188H233ZM238 189V188H237ZM240 189V188H239ZM26 190V189H25ZM80 190V189H79ZM152 190V189H150ZM161 190V189H160ZM170 190V189H169ZM188 190V189H187ZM232 190V189H231ZM255 189H253L254 191ZM19 191V190H18ZM30 191V190H29ZM72 191V190H71ZM70 191V192H71ZM81 191V190H80ZM88 191V189H87ZM86 191V192H87ZM104 191V190H103ZM139 191V190H138ZM137 191V192H138ZM163 191V190H162ZM235 191H236V188H235ZM249 191V190H248ZM28 192V191H27ZM38 192V191H37ZM40 192V191H39ZM67 192V191H66ZM69 191L67 192L68 194L70 193ZM83 192V191H82ZM134 192V191H133ZM151 192V191H150ZM156 192V191H155ZM154 192V193H155ZM167 192V191H166ZM173 192V191H172ZM171 192V193H172ZM232 192V191H231ZM238 192V191H237ZM236 192V193H237ZM241 192L242 194V191H239ZM26 193V192H25ZM32 193V192H31ZM42 193V192H41ZM67 193H64L67 195ZM97 193V192H96ZM148 193V192H147ZM248 193V192H247ZM27 194V193H26ZM90 194H92V192H90ZM137 194V193H136ZM142 194V193H141ZM168 194V193H167ZM184 194V193H182ZM232 194V193H231ZM240 194V195H241ZM246 194V193H244ZM249 194H252V193H249ZM248 194V195H249ZM30 195V194H28ZM34 195V194H33ZM40 195V194H39ZM63 195V194H62ZM148 195V194H147ZM177 195V194H176ZM197 195V194H195ZM238 195V193H237ZM243 195V194H242ZM79 196V195H78ZM92 196V195H91ZM95 196V195H94ZM93 196L94 198V201L98 200ZM152 196V195H151ZM168 196V195H167ZM234 196H236L234 194ZM246 196V195H245ZM253 196V195H252ZM27 197V196H26ZM34 197V196H33ZM66 197V196H65ZM68 197V196H67ZM98 197H100V195H98ZM147 197V196H146ZM145 197V198H146ZM165 197V196H164ZM178 197V196H177ZM183 197V195H182ZM70 198V197H68ZM82 198V197H81ZM83 198H87V197H83ZM92 198V197H90ZM139 198V197H138ZM158 198V197H157ZM162 198V197H161ZM160 198V199H161ZM174 198V197H173ZM184 198V197H183ZM187 198V196H186ZM191 198V197H190ZM234 198V197H233ZM244 198V197H243ZM249 198V197H248ZM66 199V198H65ZM74 199V198H73ZM72 199V200H73ZM89 199V198H88ZM125 199V198H124ZM159 199V198H158ZM172 199V198H171ZM180 199V198H178ZM189 199V198H188ZM198 199V198H197ZM196 199V200H197ZM201 199V198H199ZM242 199V198H240ZM31 201H33L32 199H30ZM35 200V199H34ZM75 200V199H74ZM83 200V199H82ZM91 200V199H90ZM150 200V199H149ZM148 200V201H149ZM154 200V199H153ZM163 200V199H162ZM238 200V199H236ZM253 200V199H252ZM87 201L89 200H86L81 203H79L80 205H87ZM152 201V200H151ZM194 201V200H193ZM201 201V200H200ZM240 201V200H239ZM247 201V200H246ZM50 202V201H49ZM61 202V201H60ZM76 204H78L77 201H74ZM93 202V201H92ZM155 202V201H154ZM165 202V200L163 201ZM162 202V203H163ZM171 202V201H170ZM187 202V201H185ZM191 202V201H190ZM196 202V201H195ZM204 202V200H203ZM208 202V201H207ZM205 202V204L207 203ZM238 202V201H236ZM242 202V201H241ZM33 203V202H32ZM41 203V202H40ZM39 203V204H40ZM95 203V202H94ZM127 203V202H126ZM169 203V202H168ZM172 203V202H171ZM174 203V202H173ZM182 203V201H181ZM253 203V201H252ZM255 203V202H254ZM36 204V203H35ZM38 204V205H39ZM50 204V203H48ZM140 204V203H139ZM160 204V203H159ZM176 204V203H175ZM191 204V203H190ZM199 204V202L197 203ZM209 204V203H207ZM211 204V203H210ZM209 204V205H210ZM213 204V203H212ZM41 205V204H40ZM65 205H67L65 203ZM64 205V206H65ZM144 205V204H143ZM166 205H167V200H166ZM3 206V205H2ZM35 206V205H34ZM60 206V205H59ZM69 206V205H68ZM75 206V205H74ZM90 206V205H88ZM157 206V205H155ZM169 206V205H168ZM176 206V205H175ZM192 206V205H191ZM208 206V205H207ZM41 207V206H40ZM39 207V209H40ZM67 207V206H65ZM64 207V208H65ZM71 207V206H70ZM81 207V206H80ZM78 207V208H80ZM93 207V206H92ZM98 207V206H97ZM144 207V206H143ZM158 207V206H157ZM177 207V206H176ZM199 207V206H197ZM196 207V208H197ZM204 207V206H202ZM206 207V206H205ZM209 207V206H208ZM5 208V207H4ZM140 208V207H139ZM218 208V207H217ZM216 208V209H217ZM257 208V207H256ZM71 209V208H70ZM154 209V208H153ZM164 209V208H163ZM162 209V210H163ZM166 209V208H165ZM194 209V208H193ZM201 209V208H200ZM219 209V208H218ZM254 209V208H253ZM68 210V209H67ZM140 210V209H139ZM145 210V208H144ZM150 210V208H149ZM159 210V209H157ZM195 210V209H194ZM212 210V209H211ZM54 211V209H53ZM60 211V210H59ZM92 211V209H91ZM95 211V210H94ZM148 211V210H146ZM168 211V210H167ZM177 211V209H176ZM181 211V210H180ZM192 211V210H191ZM203 211V210H202ZM205 211V210H204ZM256 211V210H255ZM7 211L3 212V213H6ZM37 212V211H36ZM39 212V211H38ZM52 212V211H51ZM56 212V211H54ZM53 212V214H54ZM84 212V210H83ZM86 212V211H85ZM160 212V211H159ZM170 212V211H169ZM175 212V211H174ZM187 212V211H185ZM195 212V211H194ZM200 212V211H199ZM216 212V210H215ZM1 213V214H3ZM82 213V212H81ZM188 213V212H187ZM201 213V212H200ZM205 213H207L205 211ZM204 213V214H205ZM57 214V213H56ZM148 214V212H147ZM163 214V213H162ZM170 214V213H169ZM174 214V213H172ZM177 214V213H176ZM184 214V213H183ZM198 214V212H197ZM211 215V213H209ZM208 214V215H209ZM213 214V213H212ZM217 214V213H216ZM7 215H8V212H7ZM6 215V216H7ZM11 215V214H10ZM58 215V214H57ZM97 215V214H95ZM94 215V216H95ZM141 215V214H140ZM86 216V215H84ZM190 216V215H189ZM195 216V215H194ZM198 216V215H197ZM8 217V216H7ZM40 217L41 218H44V213L42 211H40ZM135 217V216H134ZM210 217V216H209ZM214 217V215H213ZM218 217V216H217ZM11 218V217H10ZM17 218V217H16ZM140 218V217H139ZM138 218V219H139ZM177 218V217H176ZM5 219V218H4ZM136 219V218H135ZM197 219V218H195ZM194 219V220H195ZM204 219V218H203ZM44 220V219H43ZM132 220V219H131ZM148 220V219H147ZM189 220V219H188ZM197 221V220H196ZM201 221V220H200ZM2 220H0V224H1ZM148 222V221H147ZM10 223V221H9ZM15 223V221H14ZM18 224H20V221H17ZM137 223V221H136ZM181 223V222H180ZM185 223V222H184ZM204 223V221H203ZM207 223V221H206ZM209 223V221H208ZM29 224V223H28ZM30 224H31V221H30ZM89 224V223H88ZM183 224V223H182ZM37 226V224H35ZM4 226V225H2ZM10 226V225H9ZM30 226V225H29ZM32 226V225H31ZM87 226V225H86ZM85 226V227H86ZM91 226V225H90ZM133 226V225H132ZM89 227V225H88ZM202 227V226H201ZM14 228V227H13ZM18 229V227H16ZM22 228V226L20 227ZM31 228V227H30ZM33 228V227H32ZM35 228V227H34ZM7 229V228H6ZM83 229V227H82ZM13 230V229H12ZM23 230V229H21ZM25 230V229H24ZM35 230V229H34ZM44 230V229H43ZM70 230V229H69ZM74 230V229H72ZM76 230V229H75ZM79 230V229H77ZM84 230V229H83ZM89 230V229H88ZM93 230V229H91ZM3 231V229H2ZM15 231V230H14ZM29 231V230H28ZM28 231H25L28 232ZM12 232V231H11ZM81 232V231H79ZM183 232V231H181ZM240 232V231H238ZM8 233V232H7ZM10 233V232H9ZM22 233V232H21ZM42 233V232H41ZM68 233H70L68 231ZM92 233V232H91ZM2 234V233H1ZM27 234V233H26ZM66 234V233H65ZM71 234V233H70ZM76 234V233H75ZM95 234V232H94ZM176 234V233H175ZM175 234H172L175 236ZM7 235V234H6ZM25 235V234H24ZM96 235V234H95ZM133 235V234H132ZM234 235V234H233ZM253 235V234H252ZM259 235V234H258ZM74 236L73 234L71 235V237ZM78 236V235H77ZM169 236V235H168ZM198 236V235H197ZM254 236V235H253ZM261 236V234H260ZM7 237V236H6ZM11 237V236H10ZM17 237V236H16ZM23 237V236H22ZM129 237L130 239V236H127ZM256 237V235H255ZM12 238V237H11ZM67 238H68V234H67ZM126 238V237H125ZM174 238V237H173ZM196 238V237H195ZM194 238V239H195ZM203 238V237H202ZM235 238V236H234ZM25 239V238H24ZM69 239V238H68ZM82 239V237H81ZM197 239V238H196ZM249 239V238H248ZM258 239V237L256 238V240ZM263 239V238H262ZM261 239V240H262ZM26 240V239H25ZM24 240V241H25ZM89 240V239H88ZM185 240V239H184ZM240 240V239H239ZM19 241V240H18ZM72 241V240H71ZM85 241V240H84ZM87 241V240H86ZM90 241V240H89ZM132 241V240H131ZM254 242L257 243V241L253 240ZM15 242V241H14ZM17 242V241H16ZM20 242V241H19ZM26 242V241H25ZM78 242V241H77ZM82 242V241H81ZM259 244H260V241H258ZM29 243V242H28ZM34 243V242H33ZM86 243V242H85ZM13 244V243H12ZM22 244V243H21ZM89 244V243H88ZM192 244V243H191ZM252 244V243H251ZM15 245V244H14ZM23 245V244H22ZM66 245V244H65ZM93 245V243H92ZM208 245V244H207ZM254 245V244H253ZM261 245V244H260ZM38 246V245H37ZM96 246V245H95ZM94 246V247H95ZM18 247V246H17ZM21 247V246H20ZM19 247V248H20ZM184 247V246H183ZM29 248V246H28ZM84 248V247H83ZM87 248V247H86ZM189 248V247H188ZM202 245L201 243H199L198 241L197 242H194L193 245H192V252L194 253L195 257L198 256V254L202 251L203 252V249H202ZM212 248V247H211ZM210 248V249H211ZM255 248V247H253ZM38 249V248H37ZM66 249V248H65ZM74 249V248H73ZM98 249V248H97ZM167 249V248H166ZM251 249V248H250ZM71 250V248H70ZM86 250V249H85ZM183 250H186V249H183ZM248 250V249H247ZM72 251V250H71ZM187 251V250H186ZM246 251V250H245ZM22 252H25V251H22ZM67 252V251H66ZM78 252V251H77ZM88 254L89 258L91 259H94L97 263L101 264L104 262V260H102L100 257H98V254L96 250L94 249H91ZM249 252V251H248ZM29 253V252H28ZM63 253V252H62ZM69 253V252H67ZM190 253V251H189ZM37 254V253H36ZM35 252L34 251H30V253L28 254L27 258L26 259H23V260H17L15 264H27L29 261H31V259L36 256ZM70 254V253H69ZM73 254H74V251H73ZM98 254V255H97ZM204 254V253H203ZM68 255V254H67ZM78 255V253H77ZM83 255V254H82ZM208 255V254H207ZM206 255V256H207ZM250 255V254H248ZM2 256V255H1ZM17 256V255H16ZM21 256V255H20ZM63 256V255H62ZM76 256V255H75ZM86 256V255H85ZM192 256V254H191ZM18 257V256H17ZM22 257V256H21ZM70 257V256H69ZM68 257V258H69ZM102 257V256H101ZM187 257V256H186ZM185 257V258H186ZM194 257V256H193ZM193 257H190V258H193ZM200 257V256H199ZM198 257V258H199ZM210 257V256H209ZM208 257V258H209ZM20 258V257H19ZM66 258V257H65ZM189 258V259H190ZM201 258V257H200ZM62 259V258H61ZM90 259V260H91ZM108 259V258H106ZM188 259V258H187ZM186 259V260H187ZM197 259V258H196ZM210 259V258H209ZM213 259V258H212ZM4 260V259H2ZM7 260V259H6ZM9 260V258H8ZM64 260V259H62ZM78 260V258H77ZM170 260V259H169ZM191 260V259H190ZM10 261V260H9ZM37 261V260H36ZM106 261V260H105ZM109 261V260H108ZM167 261V260H166ZM177 261V259H176ZM174 262V263H170L172 261H170L169 263H165V264H182V262ZM181 261V260H180ZM194 261V260H193ZM207 261V260H206ZM67 262V261H66ZM92 262V261H91ZM164 262V261H163ZM192 262V261H191ZM8 263V261H7ZM10 263V262H9ZM32 263V262H31ZM30 263V264H31ZM34 263V262H33ZM105 263V262H104ZM108 263V262H106ZM105 263V264H106ZM193 263V262H192ZM6 264V263H5ZM29 264V263H28ZM63 264V263H62ZM109 264V263H108ZM196 264V262H195Z\"/></svg>", "mask_w": 264, "mask_h": 264}]
</instances>
